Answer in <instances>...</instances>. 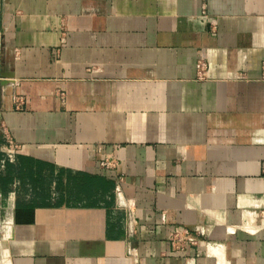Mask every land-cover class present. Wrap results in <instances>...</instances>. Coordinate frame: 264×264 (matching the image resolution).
Masks as SVG:
<instances>
[{
	"label": "crops",
	"instance_id": "obj_1",
	"mask_svg": "<svg viewBox=\"0 0 264 264\" xmlns=\"http://www.w3.org/2000/svg\"><path fill=\"white\" fill-rule=\"evenodd\" d=\"M0 79V264H264V0H0Z\"/></svg>",
	"mask_w": 264,
	"mask_h": 264
},
{
	"label": "built area",
	"instance_id": "obj_2",
	"mask_svg": "<svg viewBox=\"0 0 264 264\" xmlns=\"http://www.w3.org/2000/svg\"><path fill=\"white\" fill-rule=\"evenodd\" d=\"M6 145H7V150L3 152V155L9 160H12L16 150L15 145L10 140H6ZM101 165H105V163L102 162ZM172 243L174 244L175 248L183 250L186 246L193 244L194 240L188 235L187 231L175 230L173 231L172 234Z\"/></svg>",
	"mask_w": 264,
	"mask_h": 264
}]
</instances>
